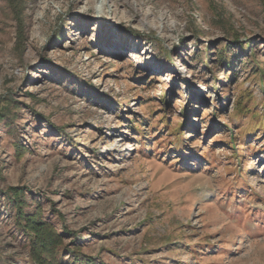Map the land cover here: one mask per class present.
Returning <instances> with one entry per match:
<instances>
[{
    "label": "rangeland",
    "instance_id": "rangeland-1",
    "mask_svg": "<svg viewBox=\"0 0 264 264\" xmlns=\"http://www.w3.org/2000/svg\"><path fill=\"white\" fill-rule=\"evenodd\" d=\"M12 1L0 264H264V0Z\"/></svg>",
    "mask_w": 264,
    "mask_h": 264
},
{
    "label": "trees",
    "instance_id": "trees-1",
    "mask_svg": "<svg viewBox=\"0 0 264 264\" xmlns=\"http://www.w3.org/2000/svg\"><path fill=\"white\" fill-rule=\"evenodd\" d=\"M9 5L13 6V1L8 0ZM226 50H223L220 54L219 62L223 64L225 68L231 67L233 62L226 58ZM205 64V63H204ZM254 109H247L248 112H252ZM188 110L186 109V112ZM259 113L253 111V116H257ZM232 146L235 143H231ZM17 188H12L11 191L13 195L18 198L20 191L17 192ZM18 201V199H15ZM20 224L23 222L26 232L29 233L32 238V249L31 254L32 258L36 261V264H77V260L73 261H64L63 258L57 256V248L63 241V236L57 232L55 227L51 222L42 218V215L38 216V213H24L22 210H19ZM91 261V259H87ZM93 264V262H91Z\"/></svg>",
    "mask_w": 264,
    "mask_h": 264
}]
</instances>
